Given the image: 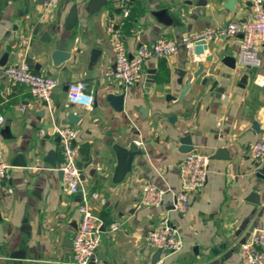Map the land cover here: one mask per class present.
Returning <instances> with one entry per match:
<instances>
[{
    "label": "crops",
    "instance_id": "1",
    "mask_svg": "<svg viewBox=\"0 0 264 264\" xmlns=\"http://www.w3.org/2000/svg\"><path fill=\"white\" fill-rule=\"evenodd\" d=\"M92 1L61 0L49 12L41 0H0V152L12 167L9 179L0 180V264L71 263L80 200L61 191L62 176L55 168L62 156L58 138L51 135L54 124L77 130L82 187L106 200L89 202L92 214L103 222L93 264H152L157 250L146 245L145 237L164 217L179 232L182 249L162 253L155 264H238L235 246L251 226L264 230V179L257 175L264 161L258 164L247 154L248 144L264 141V42L257 52L258 67L239 63L241 35L226 37L208 43L198 57L180 49L166 61L148 59L141 82L125 89L108 76L114 53L106 26L110 19L123 23L125 48L133 56L140 45L159 39L177 42L187 34L248 20L251 0H234L233 11L225 8L229 0H131L124 20L119 0H104L98 11L91 9ZM73 5L78 20L68 29ZM57 48L70 58L54 68L49 56ZM94 50L100 52L95 58ZM209 55L212 61H205ZM224 57L235 59V69L221 63ZM23 62L58 81L48 107L3 75L2 68ZM198 64L203 73L190 79ZM180 71L186 72L183 85L177 84ZM150 73L154 79L148 83ZM204 77L208 82L202 86ZM188 81L192 87L178 102ZM76 82L92 91L91 110L68 102V86ZM113 93L125 95L121 112L107 102ZM69 113L79 118L75 124L67 121ZM170 117H175L172 123ZM186 136L193 151L210 161L206 185L190 194L181 215L172 204L180 187L178 167L186 155L180 152V139ZM131 141L141 143L142 154L116 182L114 146L127 147ZM219 150L223 153L217 154ZM49 152L55 168L44 161ZM18 156L27 167H13ZM145 185L164 192L161 207L141 204ZM252 192L258 193L260 207L248 201ZM115 222L118 230L107 234Z\"/></svg>",
    "mask_w": 264,
    "mask_h": 264
},
{
    "label": "built area",
    "instance_id": "2",
    "mask_svg": "<svg viewBox=\"0 0 264 264\" xmlns=\"http://www.w3.org/2000/svg\"><path fill=\"white\" fill-rule=\"evenodd\" d=\"M61 0H43L46 11L52 12ZM131 0H119L118 8L122 19H127L130 12ZM251 17L248 20L228 23L218 28H210L202 32L184 35L179 41L167 38L155 41L151 46L140 45L133 56L128 54L125 48L123 23L110 19L106 26L107 34L111 41L114 53L113 70L108 76L114 77L125 89L138 84L144 78V63L150 58L167 60L180 49L192 54L195 44L204 41L210 43L216 39L236 37L241 35L239 43L238 61L242 65L258 67L257 52L264 42V9L263 0H251ZM136 32L135 35H137ZM3 75L15 84H21L28 88L31 96L36 100L49 102L50 96L56 90L58 81L53 78L35 73L27 63H19L18 66H8L1 70ZM67 100L72 106H79L88 110L93 108V93L86 84L76 82L70 84L67 90ZM4 122L0 117V127ZM40 136L44 130H40ZM51 135L59 139L62 162L55 168L62 173L61 191L65 195L78 196L80 203L78 213L81 222L71 240L72 260L70 264H91L96 255L97 247L101 240L103 222L99 216L92 214L89 208L91 200H100L102 204L106 200L98 193H88L82 187L80 169L77 164L79 155L75 147L77 130L66 126L54 124ZM137 145L141 144L135 141ZM247 154L258 163L264 161V141L247 145ZM210 157L196 151L188 152L178 167L179 190L173 193L172 209L181 215H185L190 202V194L199 192L207 182ZM12 167L2 160L0 152V180L10 177ZM164 202V192L153 185H145L141 189V204L146 207H161ZM119 228L115 222L107 227V234H114ZM145 243L149 248L161 250L168 255L175 254L182 249V240L176 228L167 217L162 218L158 225L148 232ZM238 264H264V230H254L244 244L235 246Z\"/></svg>",
    "mask_w": 264,
    "mask_h": 264
},
{
    "label": "water",
    "instance_id": "3",
    "mask_svg": "<svg viewBox=\"0 0 264 264\" xmlns=\"http://www.w3.org/2000/svg\"><path fill=\"white\" fill-rule=\"evenodd\" d=\"M43 2V0H41ZM105 3L104 0H93L92 4H91V9L93 11H98L102 5ZM233 7H234V0H229L227 2V4L225 5V8H227L228 10L233 11ZM161 13V12H159ZM69 17L66 23V27L68 29H72L73 25L76 24L77 20H78V16L76 13V6L73 5V7L71 8V10L69 11ZM161 15V14H158ZM195 49H194V56H200L203 55L204 51L208 50V43H205L204 41L200 42V43H196L195 44ZM100 52L98 50H94L93 51V57L95 58L97 55H99ZM8 55V54H6ZM6 55L2 58V61H4L6 59ZM70 58V55L66 52L63 51L59 48L55 49L49 56V60L52 64V66L54 68H56L57 66H59L61 63L67 61ZM213 56L209 55L207 57H205V61H212ZM221 63L224 65H227L229 68L231 69H235V59L232 57H224L223 59H221ZM4 65V64H3ZM198 69L195 72H192L190 74V79H197L199 78V76H201V74L203 73V69L204 66H202V64H198ZM185 73L183 71L179 72V77L180 79L177 81L178 85H183L182 84V79L185 77ZM154 79V76L151 75V73L146 77V80L148 83H150L152 80ZM208 82V78L204 77L201 84L206 85V83ZM147 83V84H148ZM213 89L217 86L216 82H213ZM192 87V82L188 81L185 83V86L183 88V90L179 93L178 97H177V101L181 102L185 95L188 93V91L190 90V88ZM223 93V88L222 89H217L216 90V99H219L220 96ZM124 94H112L109 95L107 97V102L110 103V105L113 106V108L116 111H123V101H124ZM169 98V96L167 97ZM42 106L44 107H48V103L43 101ZM79 118L75 117L72 113H69L67 115V121L71 124H75L78 121ZM175 119V117H170L168 120L169 122L172 123V121ZM256 129V126L254 128ZM59 140V139H58ZM180 144H181V149L180 152L183 154H187L188 152L193 151V144H192V140L190 139L189 136H186L182 139H180ZM114 157L116 160V167L114 170V178L116 180V182H120L124 179L125 175L128 174L131 171V167H132V163H133V158L135 156H140L142 154V151L139 149L138 145L135 143V141H131V143L128 144L127 147H121V146H114ZM221 154L223 153L222 150L217 151V154ZM217 155H215V157H213L214 159H218L219 157H216ZM228 157V156H227ZM220 159V158H219ZM229 159V157L227 158ZM46 163H48L50 166H52L53 168L56 167V161H54L53 158V152H49L48 155L46 156L45 160ZM13 167H27V163L23 161L22 157L18 156L15 158V160L13 161ZM59 175L62 176V173L59 171ZM257 175L264 179V168H261V170H259L257 172ZM248 201H250L253 205L260 207V201H259V197H258V193L256 192H252L250 195V198L248 199ZM263 213V212H262ZM262 213L260 214V216H262ZM248 233L247 235L239 242V244H244V242L249 238V236L251 235V233H253L254 231V226H251L248 229ZM163 251L161 250H157L156 254L153 257V263L155 264L156 262L159 261L161 255H162ZM93 264V263H91Z\"/></svg>",
    "mask_w": 264,
    "mask_h": 264
}]
</instances>
